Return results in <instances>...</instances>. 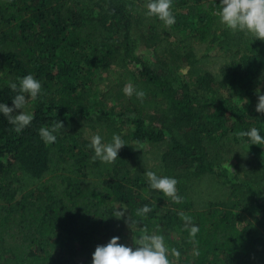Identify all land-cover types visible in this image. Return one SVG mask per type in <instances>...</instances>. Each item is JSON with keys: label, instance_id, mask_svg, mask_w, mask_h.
<instances>
[{"label": "trees", "instance_id": "16d2710c", "mask_svg": "<svg viewBox=\"0 0 264 264\" xmlns=\"http://www.w3.org/2000/svg\"><path fill=\"white\" fill-rule=\"evenodd\" d=\"M145 3L0 0V103L13 106L17 78L42 85L21 133L0 114V264H92L113 237L135 249L129 215L179 250L173 264H264V144L236 135L255 127L264 137V41L221 25V0H173L171 27ZM129 81L142 101L124 95ZM55 119L64 130L46 144L38 130ZM93 134L125 141L114 163L93 161ZM146 170L175 178L183 203L148 190ZM116 204L128 209L120 220ZM144 205L153 211L136 217ZM180 211L199 228L195 246Z\"/></svg>", "mask_w": 264, "mask_h": 264}, {"label": "clouds", "instance_id": "9594fccd", "mask_svg": "<svg viewBox=\"0 0 264 264\" xmlns=\"http://www.w3.org/2000/svg\"><path fill=\"white\" fill-rule=\"evenodd\" d=\"M172 6L173 0H146L144 8L148 17H155L166 27H171L176 22ZM213 15L218 18L221 25L231 32H242L254 37L255 40L264 41V0H221L218 10ZM9 87L16 93L12 97L13 106L9 107L7 104L0 103V114L7 118L8 123L19 134L34 119V115L24 109L30 101H35L38 98L42 85L33 75L28 74L17 78V82H10ZM122 91L125 96L131 98L135 95L141 101L146 96V93L143 90H138L131 81L124 85ZM257 97L258 102L255 110L257 113L264 114V94H260L257 90ZM16 110L21 111L16 114ZM62 130H64V124L55 119L51 126H41L38 134L46 144H52L56 142V134ZM236 135L247 137L252 145L264 144V137L255 127L247 131H240ZM125 146V141L119 134H113L109 143H104L99 134H93L88 145L94 152L93 161L99 160L102 163H114L118 158V152ZM144 176L148 181V190L162 193L163 197L169 198L173 203H183L184 198L178 194L176 187L178 181L175 178L157 175L152 170H146ZM117 209L121 210L117 211ZM127 211V206L121 205L112 210V215L115 219L120 220ZM152 211V207L144 205L136 210L135 215L136 217H145ZM177 214L183 221L182 230L189 233L188 242L195 246L198 243L195 237L199 228L193 224L191 216L186 215L183 211ZM125 223L132 233L133 229H138L141 232L138 237H132L136 245L135 249L119 243V237H113L106 245L95 248L92 264H173L170 257L179 259V250L169 248L162 234L155 231L149 234L147 228L139 227L140 222L132 219L131 215L128 216ZM194 254L199 255V251L195 247Z\"/></svg>", "mask_w": 264, "mask_h": 264}, {"label": "rangeland", "instance_id": "374dc122", "mask_svg": "<svg viewBox=\"0 0 264 264\" xmlns=\"http://www.w3.org/2000/svg\"><path fill=\"white\" fill-rule=\"evenodd\" d=\"M177 14H178V18L181 20V21H183L186 25H187V23L189 24L191 21H192V19L190 18L189 19V15H190V8H188V7H183V8H180L179 10H177ZM191 20V21H190ZM137 48H136V52H137V54L138 55H140V57H142V59L144 60V61H146V62H153V58H152V56H151V54H150V50H148L147 48H145L144 47V43H142V41L140 40V39H137ZM100 82L103 84V87L105 88V90H107V89H109L112 85H113V77H112V75H110V74H108V73H105V74H103L102 76H101V79H100ZM261 157H263L264 158V148H263V150H262V152H261ZM228 165L227 166H225L224 168L226 169V171H229V172H231L229 169H230V167H229V169H228ZM223 168V169H224ZM224 169V170H225ZM232 170V169H231ZM119 206H121V205H119V204H116V207H119ZM118 210H121V209H118ZM124 232L126 233V234H128V236H130L131 235V233H132V231H131V229L130 228H125L124 229ZM171 240H174V241H176L177 240V236H174V235H172L171 237Z\"/></svg>", "mask_w": 264, "mask_h": 264}]
</instances>
